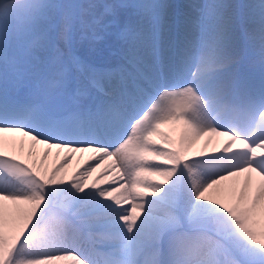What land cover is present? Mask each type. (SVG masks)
<instances>
[{
  "label": "snow or ice",
  "instance_id": "obj_1",
  "mask_svg": "<svg viewBox=\"0 0 264 264\" xmlns=\"http://www.w3.org/2000/svg\"><path fill=\"white\" fill-rule=\"evenodd\" d=\"M173 8L0 0V264H264V66L185 79Z\"/></svg>",
  "mask_w": 264,
  "mask_h": 264
},
{
  "label": "bare ground",
  "instance_id": "obj_2",
  "mask_svg": "<svg viewBox=\"0 0 264 264\" xmlns=\"http://www.w3.org/2000/svg\"><path fill=\"white\" fill-rule=\"evenodd\" d=\"M26 1L10 0L17 5ZM233 1L236 9L232 14L234 17L232 19L228 6L224 9L226 4H222V0H178L176 4L172 0H165L168 4L173 5L174 9L181 11L189 21L188 49L190 58L181 73L185 79L212 81L220 87H227L231 83H228L227 77L233 63L236 64L240 60H244V63L251 60L257 63L260 60L264 61V9L260 7V5H264V0H250L254 2L253 4L248 2L249 0ZM13 11L22 13L24 10L15 8ZM218 43L222 44L225 55L216 56L215 51ZM207 45L209 48L206 50L205 46ZM209 49L212 51L211 53H209ZM243 49L244 52H242ZM197 53L199 57L196 55ZM232 58L233 62H231ZM202 59H208L207 63H203ZM196 63L200 66L207 65L198 71L199 67H195ZM223 63H229V65L226 68L219 67ZM189 69L193 70L192 73H188ZM255 75H258L256 70L253 71L252 76ZM230 88H233L232 84ZM247 122V119L244 118L243 123ZM226 126L239 127L241 131L245 132L244 128L233 124L231 120H228ZM251 127L252 132L248 134L249 136H252L254 132L256 136L262 134L256 125L251 124ZM168 130L173 131L171 128ZM176 132L178 129L173 131V134ZM55 152L56 150L53 149V153ZM88 155V153H77L69 162L68 170L72 171L78 166H82ZM53 158L50 157L48 163H51ZM76 238L79 239V237Z\"/></svg>",
  "mask_w": 264,
  "mask_h": 264
},
{
  "label": "rangeland",
  "instance_id": "obj_3",
  "mask_svg": "<svg viewBox=\"0 0 264 264\" xmlns=\"http://www.w3.org/2000/svg\"><path fill=\"white\" fill-rule=\"evenodd\" d=\"M172 1H174V0H172ZM27 2V1H26ZM25 2V3H26ZM248 2H250L251 4H253L254 2H252V1H248ZM222 4H226V6L224 7V9H226V7L228 6V8H229V10H230V14H231V17H232V19L234 18L233 17V12H234V10L236 9L235 8V5H234V1L233 0H222ZM239 38V37H238ZM241 46V43H240V41H239V47ZM216 47H217V50L215 51V54H216V56H219V55H225L224 54V52H223V50H222V44L221 43H218V45H216ZM209 48V46L207 45V46H205V49L207 50ZM212 51L209 49V53H211ZM239 52V51H238ZM197 56L199 55L198 53L196 54ZM199 57V56H198ZM229 57H232V56H229ZM202 61H203V63H207V61H208V59H202ZM196 66L195 67H199L198 68V71L199 70H202V69H204L205 67H206V65H204V66H200V64H198V63H196L195 64ZM191 69H189V72L188 73H192V71H190ZM191 75V74H190ZM190 75H188V76H190ZM238 125H241V123H239ZM251 131H252V128H251V125H246V133H251Z\"/></svg>",
  "mask_w": 264,
  "mask_h": 264
}]
</instances>
